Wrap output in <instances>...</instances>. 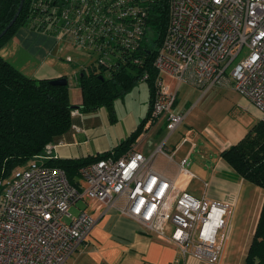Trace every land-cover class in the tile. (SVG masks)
I'll return each instance as SVG.
<instances>
[{"label": "built area", "instance_id": "1", "mask_svg": "<svg viewBox=\"0 0 264 264\" xmlns=\"http://www.w3.org/2000/svg\"><path fill=\"white\" fill-rule=\"evenodd\" d=\"M146 3L29 0L26 25L97 56L94 63L109 69L140 51L147 30ZM153 67L158 75L148 123L165 118L163 141L149 156L130 150L80 168L79 187L69 183L63 169L46 166L55 148L48 143L0 181V264H64L95 223L84 210L71 214L70 208L82 199L97 210L117 207L145 233L174 246L183 259L219 263L228 239L230 204L205 195L198 199L153 168L154 158L165 155L164 144L186 117L174 112L177 89L164 77L204 94L216 85H229L260 112L264 123V0H169V21ZM73 81L78 83V74ZM77 115L71 111V117ZM183 142L195 147L187 138ZM187 165L186 157L179 161V174L191 180Z\"/></svg>", "mask_w": 264, "mask_h": 264}, {"label": "crops", "instance_id": "2", "mask_svg": "<svg viewBox=\"0 0 264 264\" xmlns=\"http://www.w3.org/2000/svg\"><path fill=\"white\" fill-rule=\"evenodd\" d=\"M8 42L14 43L22 58L27 60L33 58L38 62V65L30 70L28 75L26 74L32 79L63 77L64 74L58 65V62L64 61L61 57L69 59L74 55V65H78L80 61V55L76 52L78 49L65 41H58L28 27H20ZM0 56L10 57L4 47ZM164 80L170 88L176 87L173 110L176 113H186L181 125L184 124L189 129L180 132V125L169 136L163 147L165 155L158 154L154 158L153 168L169 179H176L180 184L179 190L198 199L205 195L208 199L230 204L234 210L231 221L229 219L230 237L218 263L224 264L231 253L232 235L242 226L244 213L249 209L243 205L247 182L241 179L219 155L223 150L239 142L246 132L261 120V114L229 85H216L204 94L192 85H176L167 77H164ZM132 100L138 103L139 107L124 106L125 109L121 110L120 105H115V102L113 106L115 119L111 121L105 108L88 113L78 111L80 96L79 100L72 104L79 115L72 119L69 131L53 143L55 148L51 153L52 158L84 159L112 150L146 118L150 108L147 86H135L121 99L124 105ZM165 124V118L156 123L147 122L144 132L131 150L145 156L151 155L166 136ZM185 138L195 143L193 149H190L189 143L183 142ZM193 156H195L192 162L193 169L188 171L194 178L188 180L185 175L179 174V161L186 157L189 164ZM194 181L201 185V192L189 191ZM204 183L207 184L206 188L203 187ZM245 203L248 204L247 197ZM83 210L95 219V223L85 241L64 264H211L192 258L183 259L174 246L154 234L145 233L137 222L120 215L117 207L97 210L87 201L81 211ZM258 211L257 204L247 231V235L250 236L239 245L240 251L237 252L236 249L234 252L239 255L237 264L244 262L251 241L250 229Z\"/></svg>", "mask_w": 264, "mask_h": 264}, {"label": "trees", "instance_id": "3", "mask_svg": "<svg viewBox=\"0 0 264 264\" xmlns=\"http://www.w3.org/2000/svg\"><path fill=\"white\" fill-rule=\"evenodd\" d=\"M21 0H0V33L14 17ZM24 0L14 24L0 39V47L20 27L26 25ZM147 30L139 52L126 56L124 62L107 69L93 63L78 74L77 87L82 113L105 108L109 119L114 118V103L129 93L147 75L144 82L149 92V103L156 91L157 71L153 67L155 55L162 43L168 21L169 0H147ZM42 32V28L36 30ZM150 35L152 38L150 39ZM138 58L139 63L133 64ZM52 79H32L0 56V181L8 178L17 167L24 166L33 156L42 153L48 143H55L72 126L68 85L50 84ZM150 108L146 118L112 150L84 159H55L45 164L59 167L66 173L69 183L80 186L79 169L112 154L119 158L133 148L144 127L150 120ZM220 158L241 179L264 191V123L259 121L236 144L223 150ZM243 264H264V200L257 223L247 248Z\"/></svg>", "mask_w": 264, "mask_h": 264}, {"label": "rangeland", "instance_id": "4", "mask_svg": "<svg viewBox=\"0 0 264 264\" xmlns=\"http://www.w3.org/2000/svg\"><path fill=\"white\" fill-rule=\"evenodd\" d=\"M151 38H152V36L150 35V39ZM8 41L5 42L0 47V53H1L2 47H4L6 49V51L8 52L9 56H10V57H5V58L3 57L4 60L7 61L9 64H11L14 68L19 70L22 74H25V76H27L28 73L30 72V70H32L33 68H35L38 65V62L35 59H33V58H28V60L25 59V58H22L18 54L17 48L15 47L14 43L13 42L9 43ZM14 52H16V53H14ZM76 52L80 55L79 56L80 61L78 62V65H74L73 64L74 58H75L74 55L70 56L69 59L61 57L64 61H61L62 63L58 62V65L61 67V70H62V72L64 74L63 77L66 78L68 80V82H69V86L68 87H69L70 94H71V104L77 102L79 100V97H80L78 88H75V87H77V84H76L75 81H73L74 75L75 74H79L81 72V70H82L81 69L82 67H87V66L93 64L94 61L97 58V56L88 55L84 51L76 50ZM237 61H238V59L234 61L232 66ZM74 84H75V86H73ZM139 86L146 87L147 85L144 82H139L136 85V87H139ZM136 90H137V88L134 91H136ZM115 105H117V106L120 105V109L121 110L125 109L124 106H126V107L127 106H129V107H132V106L139 107L138 103H134L133 100H132V102L131 101L126 102L125 105L122 103L121 100H117ZM188 129H189V127H187L184 124L180 126V132L187 131ZM163 131H165V130H163ZM159 137H160V135L158 136V138ZM141 138H143V137H141ZM194 158H195V156H193V159H191L189 161V164L186 166L187 170L193 169L192 162H194L193 161ZM31 160L32 159H30L29 161H31ZM24 166L17 167L14 170H17V169L19 170V169H21ZM189 166H190V168H189ZM82 183L80 182V185H82ZM246 185H247L246 186L247 189H246L244 197L245 198L247 197L248 204L245 203V198H244L243 205L245 204V207L247 206V209H249V210H248V212L244 213V219H242V226L239 229H236V232L232 235L233 244H232L231 253H230V256H228L226 258V261H225L224 264H237L238 259H239V255L235 254L234 252L236 251V249H237V252H239L240 251V249H238L239 245H242V242L246 239V237L250 236V235H247V231L249 230L248 228H249L250 220L253 217V211L255 209V206H257V204L259 206V211H260L261 205H262L263 200H264V191L260 187H257V186H255V185H253L251 183H248V182L246 183ZM201 189H202L201 185H199V183L194 181L191 184L189 191L191 193L192 192L199 193V192H201ZM87 201L88 200H86V199L78 200L76 202V204L74 206H72V208L70 209V212L72 214L79 213V211H81L82 208L86 205ZM259 211L256 213V217H255L254 223L252 225V229H250V231H252V233H251L252 235H253V232H254V229H255V226H256V223H257ZM231 212H232V216H231V218H232L234 210L231 209ZM231 218H230V221H231ZM250 231H249V233H250ZM252 235H251V237H252ZM229 237H230V233H228V238Z\"/></svg>", "mask_w": 264, "mask_h": 264}, {"label": "water", "instance_id": "5", "mask_svg": "<svg viewBox=\"0 0 264 264\" xmlns=\"http://www.w3.org/2000/svg\"><path fill=\"white\" fill-rule=\"evenodd\" d=\"M24 0L20 1L19 7L14 15V17L12 18V20L8 23V25L2 30V32L0 33V39L6 34L7 30L14 24L15 20L17 19L22 5H23ZM50 84L52 85H58V86H67L68 85V81L66 78L61 77V78H57V79H52V81H50Z\"/></svg>", "mask_w": 264, "mask_h": 264}]
</instances>
